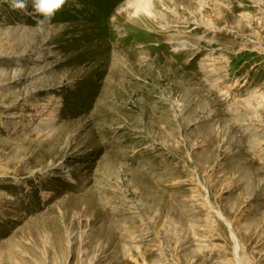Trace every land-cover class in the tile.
<instances>
[{
  "label": "rangeland",
  "instance_id": "obj_1",
  "mask_svg": "<svg viewBox=\"0 0 264 264\" xmlns=\"http://www.w3.org/2000/svg\"><path fill=\"white\" fill-rule=\"evenodd\" d=\"M143 1L0 0V264H264V0Z\"/></svg>",
  "mask_w": 264,
  "mask_h": 264
},
{
  "label": "bare ground",
  "instance_id": "obj_2",
  "mask_svg": "<svg viewBox=\"0 0 264 264\" xmlns=\"http://www.w3.org/2000/svg\"><path fill=\"white\" fill-rule=\"evenodd\" d=\"M136 2H134L135 3V6H137L138 8H142V7H144V1L143 0H135ZM146 5V4H145ZM136 7V8H137ZM48 128V127H47ZM46 128V129H47ZM44 129V128H43ZM42 129V130H43ZM40 130V129H39ZM34 131V130H33ZM49 131H52V128H49ZM60 134V133H59ZM31 138V137H30ZM27 139V138H26ZM37 139V138H36ZM62 139H63V135L62 134H60V135H56V136H54V137H52L50 140H48V141H45V142H43V144L44 145H46V147L47 148H42L41 150H40V158L42 157V158H46L47 156H51L52 158L50 159V164H54L56 161H55V159H56V156H54L55 154H53V155H50L51 153H55V151H57L58 152V150L59 149H57L58 148V146L60 147V144H63L62 143ZM39 140V139H38ZM24 141V140H23ZM33 141V140H32ZM41 141V140H40ZM34 143H35V141H34ZM38 144V143H37ZM42 144V145H43ZM32 145V144H31ZM35 146V145H34ZM23 147V146H22ZM38 147H40V142H39V146ZM42 147V146H41ZM28 148V147H27ZM61 148V147H60ZM23 149V148H22ZM37 149V148H36ZM26 150V149H25ZM29 150H31L30 148H29ZM55 150V151H54ZM21 152H23V151H21ZM25 152V151H24ZM38 152V151H37ZM61 153V152H60ZM20 154V153H19ZM24 154V153H23ZM32 154V153H31ZM30 154V155H31ZM35 155V154H34ZM37 155V154H36ZM35 155V156H36ZM26 156H27V154H26ZM37 158V157H36ZM18 159V158H17ZM21 159V158H20ZM29 159V158H28ZM28 162V161H27ZM32 162V161H31ZM41 162H43V164L42 165H46V163H45V160L44 159H42L41 160ZM40 162V163H41ZM64 162V161H63ZM63 162H58V163H56V168H59V169H63L64 168V166H63ZM41 166V165H40ZM34 167V166H33ZM38 167V166H37ZM50 167V166H49ZM46 169V168H45ZM65 169V168H64ZM42 170V169H41ZM33 173V172H32ZM31 174V173H30ZM67 174V173H66ZM69 175V174H68ZM40 179V178H39ZM116 182V181H115ZM103 183V182H102ZM86 204L87 205V207H86V209L89 211V208H92V206H94L95 204H96V200L95 199H92V198H89V197H85V196H83V195H78V196H76V197H74V198H72L71 200H69V202H67V203H64L61 207V209H62V217H64L65 219H68V218H70V214H71V212H72V210L73 209H80V207H81V204ZM84 204V205H85ZM85 209V208H84ZM86 210V211H87ZM79 211V210H78ZM50 213L52 214V218H51V220H49L48 222H47V224H46V226L50 229V231L53 233V235H54V240H53V243H54V245L59 249V250H65L64 248H63V235L61 234V232H62V229H61V226L58 224V222H57V215H56V213H57V210H56V208H52L51 210H50ZM84 214H85V211H84ZM87 214V213H86ZM81 216V215H80ZM92 216V215H91ZM102 217H103V215L100 213V212H96V221H97V223H98V221H100V220H102ZM110 218H112V217H106V219H109L110 220ZM113 219V218H112ZM111 219V220H112ZM62 220V219H61ZM115 220V219H114ZM34 221V220H33ZM64 221V220H63ZM106 221V220H105ZM110 222V221H109ZM112 222V221H111ZM38 222H33V226H35L36 224H37ZM68 224V223H67ZM96 224V223H95ZM108 226V225H107ZM106 226V227H107ZM105 227V228H106ZM46 230V229H45ZM40 232V231H39ZM42 232H44V231H42ZM47 234V233H46ZM116 234H117V232L116 231H114L113 229H111V228H106V229H98V230H96V236H97V238L99 239V238H103V239H105V241L110 245H112L113 247H114V242L116 241V243H115V245H117L118 244V242L121 240V241H123V242H125V244H129L130 243V239H129V236H128V234H120L121 236H118L119 238H116ZM44 235V234H43ZM48 235V234H47ZM52 235V234H51ZM42 236V235H41ZM45 237H46V235H45ZM49 237V236H48ZM51 237H53V236H51ZM44 238V237H43ZM96 239V238H95ZM50 240V239H49ZM95 241V240H94ZM45 243V242H44ZM53 245V246H54ZM108 245V246H109ZM65 246V245H64ZM117 247V246H116ZM63 248V249H62ZM110 248H112L111 246H110ZM108 249V248H107ZM125 249V248H124ZM127 249V248H126ZM60 252V251H59Z\"/></svg>",
  "mask_w": 264,
  "mask_h": 264
},
{
  "label": "clouds",
  "instance_id": "obj_3",
  "mask_svg": "<svg viewBox=\"0 0 264 264\" xmlns=\"http://www.w3.org/2000/svg\"><path fill=\"white\" fill-rule=\"evenodd\" d=\"M67 0H31L32 9L37 14V26L42 30L43 25L56 15L57 11ZM13 9L26 10L28 8V0H11Z\"/></svg>",
  "mask_w": 264,
  "mask_h": 264
}]
</instances>
